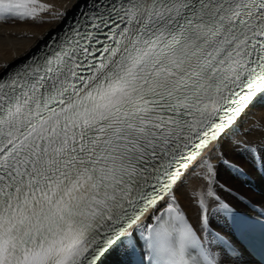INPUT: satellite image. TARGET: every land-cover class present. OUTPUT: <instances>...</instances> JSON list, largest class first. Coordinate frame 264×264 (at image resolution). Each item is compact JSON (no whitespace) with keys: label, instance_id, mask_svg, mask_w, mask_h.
<instances>
[{"label":"snow or ice","instance_id":"1","mask_svg":"<svg viewBox=\"0 0 264 264\" xmlns=\"http://www.w3.org/2000/svg\"><path fill=\"white\" fill-rule=\"evenodd\" d=\"M0 0V22L49 5ZM0 70V264H264V207L178 199L243 149L264 175V0H77ZM259 134V142L250 138ZM195 162V167L193 164ZM224 213L228 230L216 229ZM259 234V247L254 243Z\"/></svg>","mask_w":264,"mask_h":264},{"label":"bare ground","instance_id":"2","mask_svg":"<svg viewBox=\"0 0 264 264\" xmlns=\"http://www.w3.org/2000/svg\"><path fill=\"white\" fill-rule=\"evenodd\" d=\"M41 3L49 5V11L39 13L36 20L0 22V70L5 65L10 66L30 54L43 39L62 24L61 14H69L76 6L77 0H37L36 6L38 7ZM261 120H264V109H251L244 118V124L249 126L253 122ZM250 139L259 142L262 137L259 134H254ZM224 155L225 158H231L230 147L225 149ZM218 161L216 159L212 161L216 171L211 184L205 178L208 176L206 169L200 167L195 172H192L191 175L186 176L184 186L179 190V202L187 216L195 222H198L200 208L194 206V202L199 203L202 197L207 201L206 193L208 191L214 193L215 190L219 191L218 183L225 180V173L223 174ZM218 194L225 197L222 190ZM212 205L213 202L211 203Z\"/></svg>","mask_w":264,"mask_h":264},{"label":"rangeland","instance_id":"3","mask_svg":"<svg viewBox=\"0 0 264 264\" xmlns=\"http://www.w3.org/2000/svg\"><path fill=\"white\" fill-rule=\"evenodd\" d=\"M223 174H224V172H223ZM224 177H225V180H223L221 183H218L219 191L215 190L216 196H222L221 194H218L219 192H221V190H220L221 186H225L227 184H233L231 179L226 174ZM211 203H212V200L210 199V197H207V204H208L209 208L211 206Z\"/></svg>","mask_w":264,"mask_h":264}]
</instances>
